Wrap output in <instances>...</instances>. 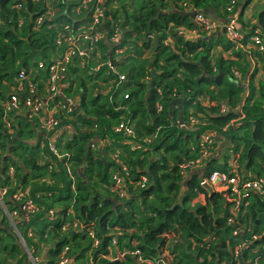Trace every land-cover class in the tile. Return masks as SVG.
Wrapping results in <instances>:
<instances>
[{
  "label": "trees",
  "instance_id": "obj_1",
  "mask_svg": "<svg viewBox=\"0 0 264 264\" xmlns=\"http://www.w3.org/2000/svg\"><path fill=\"white\" fill-rule=\"evenodd\" d=\"M47 1L0 0V101L21 71L45 95L47 66L64 50L57 45L68 32L64 27L72 33L89 22L90 6ZM227 1L104 0L98 53L73 59L54 99L78 98L72 112L56 113L72 127L57 136V152L40 127L43 111L28 118L20 98L19 110L5 114L9 130L0 106V186L8 187L3 201L9 211L18 209L11 195L21 189L38 204L28 221L14 219L15 228L0 208V264H30L28 252L35 257L44 246L39 264H58L65 247L68 264H264V199L249 193L233 213L227 190L208 192L200 184L213 172L230 173L229 152L237 154L241 174L264 176V79H256L259 70L264 74V52L249 47L253 36L264 44V9L256 22L237 16V42L219 30L194 39L179 33L199 30L187 5L205 14L222 11L226 19ZM116 28L122 38L111 42ZM120 73L125 80L119 82ZM191 119V128L177 122ZM120 122L133 126L132 142L139 146L114 132ZM204 132L220 136L205 164L184 176L179 166L200 156ZM119 172L123 196L111 190ZM197 193L204 203L193 202ZM73 219L83 227L63 228ZM244 241L248 247L237 252Z\"/></svg>",
  "mask_w": 264,
  "mask_h": 264
},
{
  "label": "built area",
  "instance_id": "obj_2",
  "mask_svg": "<svg viewBox=\"0 0 264 264\" xmlns=\"http://www.w3.org/2000/svg\"><path fill=\"white\" fill-rule=\"evenodd\" d=\"M72 1L77 4L78 9H87V7L90 6L89 22L85 26L78 27L77 31L72 33L70 32L68 27H64V29H67L68 32L66 34H60V37L57 39V45L63 47L64 50L58 57L51 58L47 66L49 75L47 78L45 95H40L35 87V84H32L29 81V74H25L23 71H21L18 75V78L14 82L13 90L10 92L9 97L5 101H0V106L5 111L3 120L9 130H11V125L10 121L5 117V114L7 112L19 110V104L21 102L20 98L23 99V104L26 107L28 118L39 116L40 111H43L39 120L40 127L45 131V133L49 134V147L53 152H57L55 143L59 133L63 132L69 134L72 130L70 124L60 123V120L56 117V113H58L60 110H63L65 113H70L78 105L77 97H65L62 100L63 102L61 101L62 103H54V99L56 98V96L61 93V79L65 76L66 67L72 63L73 59H80L84 61L85 58H87L91 53H98V48L96 47V45L101 39L105 37L104 30L98 29V27L101 26L104 20L107 18L105 13L107 8L104 6V0ZM239 3L240 0L227 1L225 9L229 14L225 19L226 21L222 24H219L213 18L207 16L204 12H202V10L193 8L190 5H187V8L188 11L195 12L193 21L199 28L198 31L211 33L220 29L224 33L226 39L237 42V40L242 37V30L239 27H236L237 19L232 15V13ZM49 14L50 10L48 11V15ZM40 22L41 18H37L36 24H39ZM120 37V29L116 28L115 30H113L110 41L118 42ZM250 44L251 45L249 47H253L254 50L264 52V44L257 36H253L251 38ZM235 48H237V46H235ZM225 55H228V53H225ZM39 67L42 68L43 64L39 63ZM110 67L112 71H114L113 65L110 64ZM234 73L235 76L238 75L236 71H234ZM123 80H125V75L120 73L118 81L120 82ZM26 82L27 84H25ZM25 85H28L27 89L25 88ZM21 94L24 95L22 96ZM52 103L54 105L50 107ZM156 107L158 111H160L162 108L160 104H158ZM226 109L227 107L224 104L221 105V112H225ZM177 122H179L182 127L191 128L196 120L191 119V123L188 124H185L181 121ZM113 130L116 133H121L127 139V141L130 140L132 142V138L134 137V129L132 125L120 122L118 125L113 127ZM219 136L220 135L216 132H204L200 134V156L194 160H188L181 163L179 166L181 174L185 176L186 173H188V171L192 168L204 165L205 161L209 157L210 147L214 142L218 140ZM132 144L135 146H139L137 143L132 142ZM117 155L118 152L114 153L112 157H117ZM229 157H231V162L228 161L230 166V173L213 172L208 178L201 180L200 184L206 185L207 188L211 190H227L233 203L232 211L233 213H235L237 211L238 205H240V202L249 193H255L262 199H264V176L251 177L247 174H241L237 162V154H235L234 152H230ZM1 167L2 163L0 162V170ZM122 171L125 175L128 174V170L125 166L122 167ZM13 173L14 168L10 166L8 168V174L12 176ZM112 179L113 185L111 190L116 192L119 196H123V175L120 172L115 173ZM145 180V177L142 176L141 183L143 184ZM12 184L16 185L15 181H13ZM7 189L8 187L6 186H0V208L8 218L11 225L15 228L14 219L28 221L29 218L34 216L38 211V204L29 196L27 192H24L21 189H17L11 195V199L18 204V209L9 211L3 201V197L7 194ZM49 213H53L52 210H50ZM228 223H230L231 225L236 224L235 217H229ZM67 227L80 228L82 227V223L77 219H73L72 223H66L63 228L67 229ZM239 231V226L237 227L236 224V226L234 227L233 235H237ZM88 233L91 236L93 235V232L90 228L88 229ZM28 236H33V232L29 231ZM95 244H97V241H95ZM248 245L249 243H247L246 241L240 242L237 247V252L239 250L247 248ZM65 250H67V247H65L61 252L58 264H68L71 261V259L65 255ZM254 251H257V249H255ZM28 259L30 264H39V262L42 260L39 254L34 257L29 252ZM139 260L140 259H138V261Z\"/></svg>",
  "mask_w": 264,
  "mask_h": 264
},
{
  "label": "crops",
  "instance_id": "obj_3",
  "mask_svg": "<svg viewBox=\"0 0 264 264\" xmlns=\"http://www.w3.org/2000/svg\"><path fill=\"white\" fill-rule=\"evenodd\" d=\"M247 0H240V3L238 4V7H236V9L233 11V13H232V15L234 16V17H237V16H239V15H241L242 14V16H243V18L245 17V14H244V12H245V10H247L248 8H253L254 6H255V9H256V6H259V3L261 4L260 5V7H262V8H259V11L258 12H260L261 10H263L264 9V0L263 1H261V2H259L258 3V1L257 0H249L248 2H246ZM256 1V3H254ZM246 5V7H245V5ZM240 5H242V7H240ZM243 6L246 8H244L243 9ZM255 9L253 10L254 12H252L253 14H254V18H251L250 19V21L251 22H256L257 21V19L255 18L256 17V14H257V12L255 11ZM220 13V14H219ZM222 11H220V12H218V13H216V12H212V13H210V14H206L207 16H210L211 18H214V19H216V20H221V21H225V19H223V17H221L222 16ZM251 13V14H252ZM227 17H228V14H227ZM246 20V19H245ZM179 33L183 36V37H185V38H187V39H194V38H197V37H200V36H206V35H208V33H206V32H200V31H195V30H189V29H185V28H181V29H179ZM210 34V33H209ZM120 38H122V37H120ZM250 59H253V58H250ZM254 61V60H253ZM252 61V64L254 63ZM260 71V70H259ZM258 71V72H259ZM261 72V71H260ZM261 76L260 77H258V78H262V79H264V74L261 72ZM202 103L203 104H206L205 103V101L204 100H202ZM200 198H202V196L200 197ZM203 198H204V196H203ZM204 200V199H203ZM203 200H201L202 202H203Z\"/></svg>",
  "mask_w": 264,
  "mask_h": 264
},
{
  "label": "rangeland",
  "instance_id": "obj_4",
  "mask_svg": "<svg viewBox=\"0 0 264 264\" xmlns=\"http://www.w3.org/2000/svg\"><path fill=\"white\" fill-rule=\"evenodd\" d=\"M258 1V3L259 2H261V1H263V0H257ZM254 3H256V1L254 2ZM47 4L50 6V4H51V0H48L47 1ZM245 5V4H244ZM247 5V4H246ZM246 5H245V7H246ZM260 3H259V6H256V9H255V6L253 7V8H248L247 10H245V12H244V14H245V17H244V19H247V21H249L251 18H254V14L252 13V12H254L253 10L255 9V11L258 13V11H259V8H262V7H260ZM236 7H238V6H236ZM236 7H235V9H236ZM240 7H242V5H240ZM244 6H243V9L245 8ZM247 8V7H246ZM245 8V9H246ZM252 13V14H251ZM53 13H52V11L50 10V15H52ZM214 19V18H213ZM236 19H237V17H236ZM215 21H217L219 24H222L223 22H225V21H221V20H216V19H214ZM228 20V19H227ZM246 26H247V22H246ZM221 27H222V25H221ZM236 27L238 28L239 27V25H238V23H236ZM217 31V30H216ZM219 31L222 33V31L219 29ZM201 32V31H200ZM262 74H261V72L259 71L258 73H257V76H256V79L258 78V77H260ZM227 145H230V141L229 142H227V141H225V142H223V146H227ZM230 153V152H229ZM229 162H231V157H229ZM208 192H211V189H208ZM202 196V198H200ZM204 198H203V194L202 193H200V194H198L197 193V195H196V198L194 199V201L193 202H202L201 200H203ZM203 203H204V200H203ZM82 227H83V224H82ZM44 252H45V246L41 249V251L39 252V255L41 256V258H42V260L41 261H43L44 262V260H45V256H44ZM40 261V262H41ZM137 261V263H140L141 261L139 260H136ZM39 262V263H40ZM148 264H152V263H148Z\"/></svg>",
  "mask_w": 264,
  "mask_h": 264
},
{
  "label": "water",
  "instance_id": "obj_5",
  "mask_svg": "<svg viewBox=\"0 0 264 264\" xmlns=\"http://www.w3.org/2000/svg\"><path fill=\"white\" fill-rule=\"evenodd\" d=\"M202 12H204V11H202ZM205 13V12H204ZM194 14H195V12H190V16L191 17H193L194 16ZM123 24H124V22H122V26H123ZM122 37V36H121ZM116 46V43H109V47H110V49H112L113 47H115ZM227 142H229V140H227Z\"/></svg>",
  "mask_w": 264,
  "mask_h": 264
}]
</instances>
